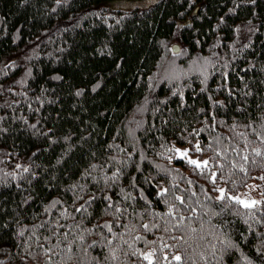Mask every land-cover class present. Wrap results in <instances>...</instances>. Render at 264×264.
Returning a JSON list of instances; mask_svg holds the SVG:
<instances>
[{
    "label": "trees",
    "instance_id": "16d2710c",
    "mask_svg": "<svg viewBox=\"0 0 264 264\" xmlns=\"http://www.w3.org/2000/svg\"><path fill=\"white\" fill-rule=\"evenodd\" d=\"M104 1L0 0V264H264V0Z\"/></svg>",
    "mask_w": 264,
    "mask_h": 264
},
{
    "label": "rangeland",
    "instance_id": "374dc122",
    "mask_svg": "<svg viewBox=\"0 0 264 264\" xmlns=\"http://www.w3.org/2000/svg\"><path fill=\"white\" fill-rule=\"evenodd\" d=\"M155 1L156 0H108L102 2L101 6L111 10H120V11L142 10L149 7ZM174 45L177 46V51H179L180 47L177 43L172 44V49ZM174 76H179V75H177L176 72H174ZM174 155L176 157L184 158L189 162L194 160L197 162L198 165H203L205 164L204 162L206 161L205 156H200L197 152H193L192 149L187 145L175 146ZM221 189H223L224 192V188L222 186H219L217 192L218 196H221V191H220ZM230 196L238 200L239 202L243 201L249 205H255L261 199V193L257 186V181L254 178L250 179L241 190H239L234 194H231ZM253 202H255V204H253Z\"/></svg>",
    "mask_w": 264,
    "mask_h": 264
},
{
    "label": "snow or ice",
    "instance_id": "6c2138e0",
    "mask_svg": "<svg viewBox=\"0 0 264 264\" xmlns=\"http://www.w3.org/2000/svg\"><path fill=\"white\" fill-rule=\"evenodd\" d=\"M258 154H259V153H258ZM191 163H193V164H197V162L194 161V160L191 161ZM204 163L206 164L207 162L205 161ZM197 167H199L198 164H197ZM220 191H221V196H220V198H221V199H224L223 189H221ZM240 203H243L245 207H251V206H252V205H249V204H247V203H245V202H243V201H240ZM253 204H255V202H253ZM145 259H148V257L146 256ZM175 259H176V260H180L181 258H180L179 256H176Z\"/></svg>",
    "mask_w": 264,
    "mask_h": 264
},
{
    "label": "water",
    "instance_id": "95a60500",
    "mask_svg": "<svg viewBox=\"0 0 264 264\" xmlns=\"http://www.w3.org/2000/svg\"><path fill=\"white\" fill-rule=\"evenodd\" d=\"M173 49H174V51H177V46L174 45V46H173Z\"/></svg>",
    "mask_w": 264,
    "mask_h": 264
}]
</instances>
